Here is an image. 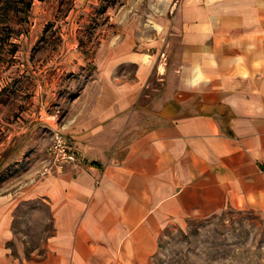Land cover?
<instances>
[{
    "label": "crops",
    "instance_id": "crops-1",
    "mask_svg": "<svg viewBox=\"0 0 264 264\" xmlns=\"http://www.w3.org/2000/svg\"><path fill=\"white\" fill-rule=\"evenodd\" d=\"M170 63L111 52L52 128L84 162L0 197V264H150L167 226L264 215V0H181ZM48 211L37 259L11 255L14 210Z\"/></svg>",
    "mask_w": 264,
    "mask_h": 264
},
{
    "label": "rangeland",
    "instance_id": "rangeland-1",
    "mask_svg": "<svg viewBox=\"0 0 264 264\" xmlns=\"http://www.w3.org/2000/svg\"><path fill=\"white\" fill-rule=\"evenodd\" d=\"M181 0H0V197L52 166V128L111 52L170 63L180 49L172 22ZM12 256L37 259L52 230L48 211L14 210ZM150 264H264V215L224 208L167 226Z\"/></svg>",
    "mask_w": 264,
    "mask_h": 264
},
{
    "label": "built area",
    "instance_id": "built-area-1",
    "mask_svg": "<svg viewBox=\"0 0 264 264\" xmlns=\"http://www.w3.org/2000/svg\"><path fill=\"white\" fill-rule=\"evenodd\" d=\"M48 155L55 170L62 171L67 166H77L84 162L83 155L70 144L60 130L52 133Z\"/></svg>",
    "mask_w": 264,
    "mask_h": 264
}]
</instances>
